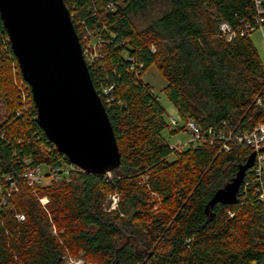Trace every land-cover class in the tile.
Wrapping results in <instances>:
<instances>
[{
    "label": "trees",
    "instance_id": "trees-1",
    "mask_svg": "<svg viewBox=\"0 0 264 264\" xmlns=\"http://www.w3.org/2000/svg\"><path fill=\"white\" fill-rule=\"evenodd\" d=\"M63 1L82 50L84 38L99 41L98 57L87 66L120 165L110 178L75 171L41 188L28 186L26 168L44 167L49 176L70 164L36 123L30 88L0 20L6 112L0 183L10 178L18 187L0 206V264H66L68 256L91 264H264V204L257 192L264 166L259 176L247 171L235 204L206 211L253 153L232 138L264 121L255 105L257 99L264 105V62L251 35L227 42L219 32L222 22L253 25L254 0ZM262 10L264 28V0ZM151 66L166 81L164 93L179 118L196 122L207 141L183 150L164 141L165 130L184 129H169L158 96L141 81ZM24 88L30 95L23 105ZM224 142L228 151L221 150ZM41 197L48 198L45 207Z\"/></svg>",
    "mask_w": 264,
    "mask_h": 264
},
{
    "label": "water",
    "instance_id": "water-1",
    "mask_svg": "<svg viewBox=\"0 0 264 264\" xmlns=\"http://www.w3.org/2000/svg\"><path fill=\"white\" fill-rule=\"evenodd\" d=\"M0 20L47 140L82 173L104 176L117 169L114 132L64 1L0 0ZM254 160L253 152L235 178L215 192L206 211L236 203Z\"/></svg>",
    "mask_w": 264,
    "mask_h": 264
},
{
    "label": "built area",
    "instance_id": "built-area-1",
    "mask_svg": "<svg viewBox=\"0 0 264 264\" xmlns=\"http://www.w3.org/2000/svg\"><path fill=\"white\" fill-rule=\"evenodd\" d=\"M262 3L263 0H254V4L256 7V14L253 17V25L245 22L242 23L241 26L234 28L227 22H222L219 25V32L223 38L227 42H230L231 40L235 39L237 36H244V35H252L255 32H260L261 34V40H262V54L264 58V28L262 26L263 23V10H262ZM110 10L112 9V6L109 7ZM85 39H83L84 41ZM99 41H92L91 46H87L84 51L82 50L83 58L85 60L86 65L91 64L92 61L98 57L97 54V47L99 46ZM26 89L20 91V103L26 104L28 103V96L30 95L29 92L25 91ZM105 94L108 92L105 91ZM111 99H107L106 102H110ZM256 106L261 107L262 114L264 116V105L262 104L260 99H257L255 102ZM169 125L171 129H179L183 128L184 131H186L190 136V141L185 144V146H188L190 144H201L204 141H207L202 129L200 126L194 122L193 120H181V123L176 121L174 118H170ZM208 134L210 132L208 131ZM229 139H231V136H228L225 138V142H227ZM237 143L240 144H246L248 145L253 152L255 153V160L254 165L251 169L248 171H253L257 176L260 175L261 169L264 166V121L260 124H258L252 131L248 133H243L239 136H235L232 138ZM224 142L221 150L228 151V146ZM209 143H212L211 138L209 139ZM171 147V146H170ZM173 148V147H172ZM177 149V148H175ZM73 170L80 171L78 168H76L73 165H65L63 167L56 168L54 172L49 174V178L53 179H59L61 177H66L69 173H71ZM81 172V171H80ZM22 178L26 180L28 186L35 187L36 185L42 184L43 180H46V175H42L41 170L39 167H31L26 168L24 172L22 173ZM0 206L4 203L5 199L10 197L12 194L16 193L18 190V187L16 185V182L11 181L10 178L4 179L0 183ZM257 192L259 194V200L264 204V185L260 183V185L257 188ZM117 198L113 197V204L111 209L113 210L116 207ZM39 203L41 206L45 207V205L48 203L47 198H40ZM22 217H19L18 219H21ZM66 264H70L69 262H66Z\"/></svg>",
    "mask_w": 264,
    "mask_h": 264
},
{
    "label": "rangeland",
    "instance_id": "rangeland-1",
    "mask_svg": "<svg viewBox=\"0 0 264 264\" xmlns=\"http://www.w3.org/2000/svg\"><path fill=\"white\" fill-rule=\"evenodd\" d=\"M84 39H85L84 41H85L86 47L91 46L92 40L90 41V40H87L86 38H84ZM251 41H252L254 47L257 49L258 53L260 54L261 59L264 62V58H263V54H262V47L263 46H262V40H261L260 32L253 33L251 35ZM141 81L144 84H147L152 89L153 93L156 96H158L160 104L166 112L165 118H166L167 122L169 123L170 118H174L176 121L181 123V119L177 115L175 108L170 103V101L167 99V97L164 93L166 81L160 75L158 70L154 66H151L150 68H148V70L142 76ZM5 118H6L5 107L3 106L2 99L0 97V122L4 121ZM169 129H171V128H169ZM162 137H163L164 141L169 146H171L173 148H177L178 150L185 149L187 147V146H185V144H187L191 139V136L186 131H181L179 133H176L175 135H171L169 133L168 129L162 133ZM193 145H195V143ZM39 169L41 170L42 175L43 174L46 175V180H43L42 184L36 185L35 186L36 188H41V187L47 185L49 183V179H50L49 176H47L48 173H47L46 168L39 167ZM72 172H75V170H73ZM106 176L109 178L111 177L110 173L106 174ZM113 197L117 198L115 194L110 195L107 198V201H110V209H111L112 204H113ZM41 198H47V197H41ZM47 200H48V198H47ZM66 262H69L70 264H91L90 262H86V261L82 260L81 258L75 259L71 256H68L66 258Z\"/></svg>",
    "mask_w": 264,
    "mask_h": 264
}]
</instances>
